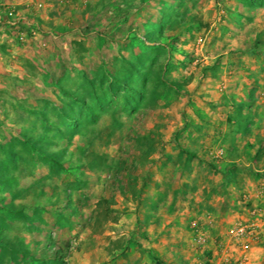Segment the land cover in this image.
Returning <instances> with one entry per match:
<instances>
[{
  "label": "rangeland",
  "instance_id": "1",
  "mask_svg": "<svg viewBox=\"0 0 264 264\" xmlns=\"http://www.w3.org/2000/svg\"><path fill=\"white\" fill-rule=\"evenodd\" d=\"M4 32L0 264H205L258 174L228 150L224 60L261 44L264 0H0Z\"/></svg>",
  "mask_w": 264,
  "mask_h": 264
},
{
  "label": "crops",
  "instance_id": "2",
  "mask_svg": "<svg viewBox=\"0 0 264 264\" xmlns=\"http://www.w3.org/2000/svg\"><path fill=\"white\" fill-rule=\"evenodd\" d=\"M8 41H11V38L4 32L0 36V85L3 83L4 73L1 69L4 65V58L9 54ZM259 41L261 44H258L254 48H251L252 45H249L248 47H244V49L236 50L237 60H233L235 63L229 62L231 59L228 58L224 60L225 70L229 67L232 68V72L236 76L232 78L231 84L229 83V90L230 85L233 88L228 97L231 99V102L236 101L235 103L233 102V106L240 108L243 115L232 113V128H239V132L232 131L234 139L232 138V141H229L228 150H245L246 158L243 159V163L247 166H252L258 173L255 176H241V180L235 181L239 190L247 199L246 202L248 205L239 207L240 210L234 211V213L229 212V210H224L220 214L224 216L223 218L226 217L228 222L222 225L223 227L219 226L217 228L223 229L226 235L236 224L253 219V212L256 209H264V194L258 192L261 190L264 192V155L256 159L252 158L251 155L255 152L254 145L250 147L247 142L242 144V141H240L242 135L247 140L249 136L253 137L254 135H258L256 136L258 139L264 136L263 37ZM229 108L231 109V107ZM225 133L231 134V130H225ZM232 170H235L234 167H232ZM215 226H218V224ZM208 245L211 246L212 256L210 255L205 264H264V237L258 242H252L247 240H234L228 235V237L225 236L224 241H217L215 238L213 243L211 242ZM218 251H220L221 255Z\"/></svg>",
  "mask_w": 264,
  "mask_h": 264
},
{
  "label": "built area",
  "instance_id": "3",
  "mask_svg": "<svg viewBox=\"0 0 264 264\" xmlns=\"http://www.w3.org/2000/svg\"><path fill=\"white\" fill-rule=\"evenodd\" d=\"M5 14L11 18L13 16L12 10H8ZM222 150L217 151V156H222ZM264 194L263 190L258 191ZM253 219L243 223L236 224L228 233L234 240H247L258 242L264 237V209L258 208L253 212ZM204 240V233L199 232L197 242L202 243ZM62 264H69L68 259L64 257Z\"/></svg>",
  "mask_w": 264,
  "mask_h": 264
},
{
  "label": "trees",
  "instance_id": "4",
  "mask_svg": "<svg viewBox=\"0 0 264 264\" xmlns=\"http://www.w3.org/2000/svg\"><path fill=\"white\" fill-rule=\"evenodd\" d=\"M26 143L28 144V145H30L31 147L33 146V148H35L34 147V145L33 144H31V142H28V141H26ZM36 143V142H35ZM180 151H184L183 149H180ZM185 152V151H184ZM40 153H41V155L45 158V159H47V160H49L50 162H52V163H54L56 166H58L59 168H62L63 166H62V163L61 162H59V161H57V160H55V158H53L51 155H49V154H47L46 152H44V151H40ZM186 153V152H185ZM188 155H193V154H188ZM14 213H15V211H14ZM52 254H53V260L54 261H57L58 262V264H62L63 263V259H64V255L62 254V250L60 249V248H55L54 249V251L53 252H51ZM159 262H157V264H158Z\"/></svg>",
  "mask_w": 264,
  "mask_h": 264
}]
</instances>
